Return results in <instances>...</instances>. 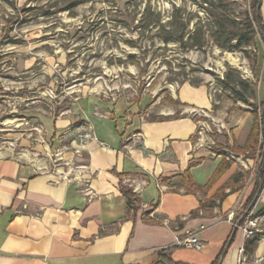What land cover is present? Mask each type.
I'll list each match as a JSON object with an SVG mask.
<instances>
[{
    "label": "crops",
    "instance_id": "crops-1",
    "mask_svg": "<svg viewBox=\"0 0 264 264\" xmlns=\"http://www.w3.org/2000/svg\"><path fill=\"white\" fill-rule=\"evenodd\" d=\"M168 92L182 103L181 116H172L176 110L168 106L150 118L147 96L89 87L65 113L42 119L35 142L24 139L22 148L3 142L0 264H169L159 251L172 246L174 261L211 264L222 254L219 264H236L246 238L234 215L243 212L254 180L235 192L227 188L220 206L192 215L236 167L210 190L188 192L186 172L202 187L223 157L191 115L214 111L217 101L203 84L185 82ZM245 128L240 119L224 135L243 144ZM83 129L95 138L80 146ZM123 186L136 193L137 208L128 207ZM252 209L264 211V188ZM213 226L218 233L210 234ZM187 232L197 234L201 250L178 244ZM255 238L247 240L249 260L264 264V238Z\"/></svg>",
    "mask_w": 264,
    "mask_h": 264
},
{
    "label": "rangeland",
    "instance_id": "rangeland-1",
    "mask_svg": "<svg viewBox=\"0 0 264 264\" xmlns=\"http://www.w3.org/2000/svg\"><path fill=\"white\" fill-rule=\"evenodd\" d=\"M68 1L15 0L19 9L10 2H0V146L11 142L22 148L24 139L34 141L42 133L36 128L44 117L65 113L73 97L89 87L131 99L147 96L151 103L148 106L153 105L150 118H154L168 106L176 110L172 116L182 115L184 107L179 99L170 97L169 88L177 91L185 82L203 84L217 101L212 112L192 110L196 114L191 115L203 127L204 141L222 158L230 159V168L236 167L234 173H245L240 180L243 188L250 177L255 184L259 153H235L227 144L237 141L233 138L230 142L228 133L224 135L225 128L241 119L246 128L239 137L244 136L246 141L254 123L253 106L234 100L229 91L222 89L219 78L227 65L240 70L245 78L255 81L257 76L258 108L263 111L262 29H257V44L249 58L242 51L225 50L212 41L203 49H183L179 43L163 42L157 25L146 30L139 27V19L151 5L160 12L161 22L167 23L174 5L184 6L192 14L199 11L194 0H80L73 10H61ZM238 2L241 10L252 11L250 0ZM259 4L264 18V0ZM46 9L50 15H43ZM181 19L178 16V23ZM252 210L251 218L257 222L253 237L264 238V215L258 216L263 210ZM219 230L213 226L210 234ZM245 238L247 244L252 237ZM247 257L249 260L248 253ZM251 259L256 260V256Z\"/></svg>",
    "mask_w": 264,
    "mask_h": 264
},
{
    "label": "trees",
    "instance_id": "trees-1",
    "mask_svg": "<svg viewBox=\"0 0 264 264\" xmlns=\"http://www.w3.org/2000/svg\"><path fill=\"white\" fill-rule=\"evenodd\" d=\"M10 2L15 9H19L15 0H0ZM65 1V0H64ZM199 8L203 11L205 16L200 15V12H187L184 6L174 5L171 19L167 23L161 22L160 12L155 11L151 5L146 6L141 13L139 19V27L144 30L150 28L152 25H157L160 36L166 44L170 42L179 43L183 49L196 48L203 49L209 42H213L216 46L229 51H242L248 58L251 57V50L257 44V29L264 31V18L258 5L261 0H250L252 11L241 10L238 0H194ZM81 1L69 0L65 5H62L61 10H73ZM50 10L43 11V15H50ZM178 16H182L178 23ZM178 24V25H177ZM193 25L192 28L190 26ZM178 27V28H177ZM178 30V31H177ZM222 89L229 91L231 96L236 101H242L253 106L251 111L254 117V123L251 127L249 136L244 144L234 142L227 144L235 153H247L256 151L260 155L258 163V173L255 179V184L251 195L246 202V210L239 216L234 218L236 226L244 225L247 216L251 213L256 198L261 193L264 187V142H262V135H264V109L260 111L258 108V79L252 80L245 78L240 70L227 65V70L224 76L219 78ZM214 109L216 104L213 105ZM250 156V155H249ZM230 159L224 157L221 159L216 169L208 182L200 187L196 185L189 170L184 175L185 183L188 192L194 191H208L210 190L230 168ZM245 176L243 172L234 173L228 182L220 186L215 194L207 199L200 201V207L192 211V215H196L200 210L213 209L215 206H220L228 193L227 187H233L230 192H235L243 188L242 180ZM123 193L126 196L129 208H137L136 203L138 197L132 188L123 186ZM248 244H246V251H248ZM172 247H167L159 251V256L166 260L169 264H190L182 261H174L169 252ZM220 254L211 264H219Z\"/></svg>",
    "mask_w": 264,
    "mask_h": 264
},
{
    "label": "built area",
    "instance_id": "built-area-1",
    "mask_svg": "<svg viewBox=\"0 0 264 264\" xmlns=\"http://www.w3.org/2000/svg\"><path fill=\"white\" fill-rule=\"evenodd\" d=\"M95 138L94 134L89 129L81 130L77 135V140L80 146H85L89 141ZM256 219L251 218V213L248 215L242 230L246 237L255 236L253 233V228L256 226ZM178 244L183 247L195 248L201 250L204 247V243L198 238L197 234L194 232H187L182 238L178 240ZM236 264H251L248 260L246 249L242 246L239 250L238 258Z\"/></svg>",
    "mask_w": 264,
    "mask_h": 264
},
{
    "label": "water",
    "instance_id": "water-1",
    "mask_svg": "<svg viewBox=\"0 0 264 264\" xmlns=\"http://www.w3.org/2000/svg\"><path fill=\"white\" fill-rule=\"evenodd\" d=\"M259 8H260V4H259V6H258Z\"/></svg>",
    "mask_w": 264,
    "mask_h": 264
}]
</instances>
